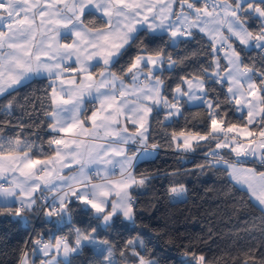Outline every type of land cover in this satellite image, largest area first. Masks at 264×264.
<instances>
[{"label": "snow or ice", "instance_id": "6c2138e0", "mask_svg": "<svg viewBox=\"0 0 264 264\" xmlns=\"http://www.w3.org/2000/svg\"><path fill=\"white\" fill-rule=\"evenodd\" d=\"M201 34L206 59L168 84L200 54L173 52ZM41 76L48 135L33 140L7 117ZM0 98V216L70 229L35 233L16 264H74L89 249L91 264H161L138 236L117 247L106 234L136 225L135 196L157 179L141 161L165 148L182 158L206 147L195 168L245 188L261 213L250 228L264 234V0H0ZM189 105L205 109L203 128L189 127ZM187 171L163 173L176 201L189 195L177 179ZM217 259L185 245L180 264ZM240 264H264V249Z\"/></svg>", "mask_w": 264, "mask_h": 264}, {"label": "trees", "instance_id": "16d2710c", "mask_svg": "<svg viewBox=\"0 0 264 264\" xmlns=\"http://www.w3.org/2000/svg\"><path fill=\"white\" fill-rule=\"evenodd\" d=\"M207 44V38L201 34L197 42L173 52V55L191 52L200 54L187 61L184 68L176 69L175 73H165L167 83L172 84L176 80V73L193 69L199 61L205 60L203 52L207 50ZM248 52L250 58L260 59L257 49H249ZM47 83L46 78H38L34 79L30 87L22 89L15 96L14 104L19 101L23 106L16 107L14 114L7 117L14 124L22 121L28 125L23 131L35 133L29 136L33 140L37 137L46 138L48 135V119L45 116L47 101L43 92ZM217 87L219 90V86ZM24 97H27V100H24ZM2 103L3 98H0V106ZM31 104H35V109ZM188 107L191 109L187 113L189 127L195 125L203 128L205 109L201 106ZM0 119H5L2 111ZM184 123L185 121L181 120L174 128L178 129ZM157 129L162 131L159 126ZM15 131L16 129L9 125L4 134H14ZM157 139H160L159 135ZM206 151L208 149L205 147L196 154H185L181 158L171 149L165 148L153 159L141 161L139 170L151 173L157 179L147 188L139 190V194L135 196L139 206L136 225L125 222L126 228L106 234L107 238L120 247L127 239L138 236L145 241L150 253L161 264H180L185 245L194 247L213 259L220 258L223 254V258L217 259V264H240L245 250L252 245L264 249V234H261L258 228H250L253 221L259 223L258 217L261 213L257 204L249 198L248 192L230 181L224 172L215 167L203 171L202 174L200 169L195 168L196 164L203 163L206 159L203 155ZM173 169H188L187 173L182 172L177 177L189 189V195L184 201L173 202L167 193L169 179L163 173ZM39 217L34 230L37 216L30 217L29 223L13 220L9 216H0V264H16L19 250L26 242H30L37 232H42L47 237L53 231L57 234H70L69 228L61 225L53 229L50 224L45 223L42 216ZM74 219L79 220L80 217L74 214ZM95 258L94 251L89 249L79 260L74 261V264H91ZM117 258L119 259L118 255Z\"/></svg>", "mask_w": 264, "mask_h": 264}, {"label": "crops", "instance_id": "0c3cea01", "mask_svg": "<svg viewBox=\"0 0 264 264\" xmlns=\"http://www.w3.org/2000/svg\"><path fill=\"white\" fill-rule=\"evenodd\" d=\"M207 38V37H206ZM221 55H223V53H221ZM38 78H46V77H44V76H41V77H36V78H34V79H38ZM189 106H196V105H189ZM75 167V166H74ZM92 168H95V167H104V165L103 164H101V165H93V166H91ZM109 167H111V166H109ZM65 171H71V170H69V169H66ZM117 171H118V169H117ZM116 178H118V176L116 177ZM97 180L99 179L98 177L96 178ZM237 185V184H236ZM237 186H239L241 189H243V190H245V191H247L245 188H243V187H241L240 185H237ZM249 194V193H248ZM254 201V200H253ZM255 202V201H254ZM256 203V202H255ZM257 204V203H256Z\"/></svg>", "mask_w": 264, "mask_h": 264}, {"label": "built area", "instance_id": "2783aa9c", "mask_svg": "<svg viewBox=\"0 0 264 264\" xmlns=\"http://www.w3.org/2000/svg\"><path fill=\"white\" fill-rule=\"evenodd\" d=\"M39 218H40V217L37 216V220L35 221L34 226H33L34 230L36 229V224L38 223ZM34 230H33V231H34ZM40 233H42V232H40ZM46 237H47V236H46Z\"/></svg>", "mask_w": 264, "mask_h": 264}, {"label": "rangeland", "instance_id": "374dc122", "mask_svg": "<svg viewBox=\"0 0 264 264\" xmlns=\"http://www.w3.org/2000/svg\"><path fill=\"white\" fill-rule=\"evenodd\" d=\"M99 178V177H98ZM171 201H173V202H176V200L175 199H173L172 197H171ZM256 202V201H255Z\"/></svg>", "mask_w": 264, "mask_h": 264}]
</instances>
